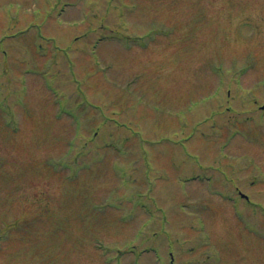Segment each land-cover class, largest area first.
Instances as JSON below:
<instances>
[{
  "label": "rangeland",
  "instance_id": "374dc122",
  "mask_svg": "<svg viewBox=\"0 0 264 264\" xmlns=\"http://www.w3.org/2000/svg\"><path fill=\"white\" fill-rule=\"evenodd\" d=\"M0 264H264V0H0Z\"/></svg>",
  "mask_w": 264,
  "mask_h": 264
}]
</instances>
